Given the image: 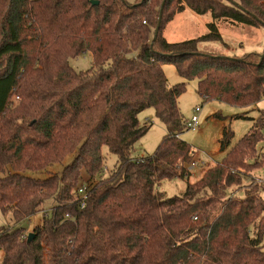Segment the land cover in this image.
I'll return each mask as SVG.
<instances>
[{"label": "trees", "instance_id": "1", "mask_svg": "<svg viewBox=\"0 0 264 264\" xmlns=\"http://www.w3.org/2000/svg\"><path fill=\"white\" fill-rule=\"evenodd\" d=\"M186 8L210 15L211 31L171 42L166 26ZM219 23L264 28V0H0V213L20 223L55 203L30 242L26 227L0 226V264H264V181L237 194L242 167L264 165V109L182 194L159 189L190 174L194 151L181 137L188 125L179 107L186 81L197 79L205 100L264 99V49L201 50L223 40ZM88 51L93 65L76 71L69 59ZM164 64L186 81L171 85ZM149 107L167 132L153 154L135 157L151 127L139 114ZM232 135L224 129L222 147ZM105 146L117 161L101 176ZM68 154L60 173L25 174ZM83 172L99 179L84 186L81 206Z\"/></svg>", "mask_w": 264, "mask_h": 264}, {"label": "rangeland", "instance_id": "2", "mask_svg": "<svg viewBox=\"0 0 264 264\" xmlns=\"http://www.w3.org/2000/svg\"><path fill=\"white\" fill-rule=\"evenodd\" d=\"M126 1L129 3L135 2V0ZM212 21L213 19L210 15H198L190 8H186L184 11L176 14L167 24L164 35L171 42L200 37L211 31L209 23H212ZM218 30L223 36V40L201 42V50L226 56H242L249 52L261 53L264 49L263 27L254 28L219 23ZM69 62L76 71L86 70L93 65L90 51L81 56L71 57ZM162 68L171 85L186 81L179 75L175 65L164 64ZM186 83V90L179 97L180 110L186 122L195 114L199 116V121L198 126L193 128L187 126L181 137L192 146V150L194 151L193 159L201 161L202 165L193 169L189 176L185 178L164 179L160 183L159 189L167 196L182 194L188 182L196 181L208 168L221 163L227 152L240 138L251 130L254 121L260 115V111L264 109V99L254 106H235L219 99L205 100L198 91L197 79H191L186 81ZM198 106L200 107V111L197 112L195 109ZM139 120L141 123H151V127L136 143L133 154L135 157L153 154L167 132L165 124L156 116L155 110L152 107L141 111ZM225 128L231 130L233 135L230 142L222 147L220 139L223 136ZM262 132L263 140L257 145V161L260 163H264V128ZM103 154L105 155L104 173L101 176L113 169L117 161V157L110 153L106 146L103 147ZM73 157L74 154H68L62 162L54 163L45 170H26L25 174L45 178L48 175L60 173L73 160ZM241 171L244 173V178L242 187L237 193L239 196L243 195V191L246 188L264 181V165L260 168L247 167L246 165L242 167ZM97 179L99 177L90 179L83 172L80 186H90ZM261 195L264 198V192ZM54 204L53 199L47 200L38 213L20 223H16L12 219L10 212L6 214L0 213V226H24L26 227L25 234L29 235V233H33L34 227L41 222L43 213L51 209ZM2 257L3 251H0V262Z\"/></svg>", "mask_w": 264, "mask_h": 264}, {"label": "built area", "instance_id": "3", "mask_svg": "<svg viewBox=\"0 0 264 264\" xmlns=\"http://www.w3.org/2000/svg\"><path fill=\"white\" fill-rule=\"evenodd\" d=\"M197 112L200 111V107L198 106L196 109H195ZM198 121H199V116L197 114L193 115L191 117V119L187 122V125L188 127H195V126H198ZM199 165H202V162L199 161V160H192L191 162H189L186 167H187V170L188 171H192L193 169H195L196 167H198ZM79 194H80V197H81V206L84 205V202H85V199L87 197V194H86V188L85 187H81L79 189Z\"/></svg>", "mask_w": 264, "mask_h": 264}, {"label": "water", "instance_id": "4", "mask_svg": "<svg viewBox=\"0 0 264 264\" xmlns=\"http://www.w3.org/2000/svg\"><path fill=\"white\" fill-rule=\"evenodd\" d=\"M94 4H97L98 2L97 1H92ZM161 16H162V9H161V13H160V16H159V20H158V25L156 27V31L159 30V27H160V22H161ZM262 56H264V53L262 54ZM34 237V233H29L28 235V241L30 242Z\"/></svg>", "mask_w": 264, "mask_h": 264}]
</instances>
